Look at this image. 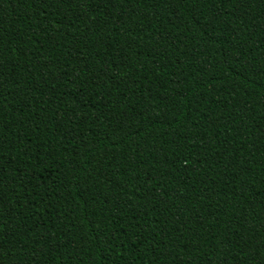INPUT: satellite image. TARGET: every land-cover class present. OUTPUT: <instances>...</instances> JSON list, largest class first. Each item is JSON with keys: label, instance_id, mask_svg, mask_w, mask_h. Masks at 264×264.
<instances>
[{"label": "trees", "instance_id": "1", "mask_svg": "<svg viewBox=\"0 0 264 264\" xmlns=\"http://www.w3.org/2000/svg\"><path fill=\"white\" fill-rule=\"evenodd\" d=\"M0 264H264V0H0Z\"/></svg>", "mask_w": 264, "mask_h": 264}]
</instances>
